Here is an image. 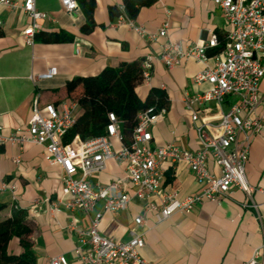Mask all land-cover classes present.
<instances>
[{
	"label": "crops",
	"instance_id": "crops-1",
	"mask_svg": "<svg viewBox=\"0 0 264 264\" xmlns=\"http://www.w3.org/2000/svg\"><path fill=\"white\" fill-rule=\"evenodd\" d=\"M11 1L21 5L24 0ZM120 7L121 0H96L95 26L89 34H82L80 28L85 18L80 9L69 14L59 0H36V9L47 16L39 21L38 33H63L72 40L58 43L39 40L27 46L23 31L30 24L29 17L20 9L0 6V125L5 136L28 126L36 100L41 107L69 101L65 99V85L75 77L95 76L104 68H117L149 54L157 55L167 40L187 49L198 42L209 43L217 34L227 32L222 13L211 0H156L151 6L141 8L133 20L135 26L147 33H156L169 13L168 37L150 44L127 26L117 27V18L110 20L109 9ZM49 68L57 71L53 79L31 80ZM203 68L194 60L170 70L156 62L150 85L135 89L142 102L150 88L163 90L168 100L167 110L150 130L151 146L162 147L173 142L184 150L197 149L194 125L182 99L209 89L206 83L199 86L193 83V77ZM259 92L261 101L255 116L264 120V78ZM207 108L208 113L200 114L214 119L221 110H227L228 103L221 108L209 104ZM112 144L114 151L122 145L117 139H113ZM44 154L43 147L31 143L0 145V203L5 205L0 220L8 217L13 209L27 212L35 224L31 236L35 264H47L50 258L59 255L65 256L70 264H78L72 255L78 239L68 233L66 227L74 222L79 229H87L89 217L79 210L51 207L50 203L59 200L66 203L69 198L62 195L61 169L49 165ZM164 168L170 169L168 164ZM208 170L213 174L219 172L211 159ZM172 171L174 183L164 185L162 192L175 190L176 198L182 200L202 190L203 184L194 179L185 163L174 165ZM124 174L125 165L110 160L105 170L91 181L106 185L123 178ZM245 174L254 189L251 198L231 187L218 203L204 202L190 213L177 212L160 223L156 222L155 214L145 208L147 203L157 204L162 192L147 203L132 199L125 211L117 213L105 211L103 203L99 202L90 216L100 213V234L122 242L130 239L134 218L142 217L147 232L140 254L151 263L247 264L254 250L261 249L260 261L264 264V130L252 140ZM2 185H6L5 190H1ZM127 191L132 192L129 187ZM35 202H38L36 208ZM10 251L20 252L15 240L11 242Z\"/></svg>",
	"mask_w": 264,
	"mask_h": 264
},
{
	"label": "built area",
	"instance_id": "built-area-1",
	"mask_svg": "<svg viewBox=\"0 0 264 264\" xmlns=\"http://www.w3.org/2000/svg\"><path fill=\"white\" fill-rule=\"evenodd\" d=\"M59 1L69 14L79 9L76 0ZM211 1L221 11L227 28L221 52L207 55L208 49L216 47V37L209 43L198 42L187 49L178 42L167 40L159 54H149L141 62V85H150L156 62L167 70L189 60L204 66L193 77V83L196 86L206 83L209 89L192 96L185 95L182 99L196 132V150L181 149L173 142L162 147L151 146L150 130L164 114V110L156 111L153 107L138 113L131 144L121 145L118 151H114L112 140L121 142V123L113 113L107 116L108 124L103 135L85 141L75 136L69 144H63L64 136L76 124L78 104L70 100L43 107L36 100L28 126L16 129L7 136L0 125V145L31 143L41 146L45 151V161L61 169L62 195L69 201L59 200L50 203L51 207L54 210L60 207L69 211L79 210L88 215L87 229H79L74 222L66 227V231L78 239V245L72 251L76 263L155 264L144 260L140 254L147 232L142 217L134 218V227L129 230L130 239L122 242L102 236L99 231L102 215H90L99 202L103 203L105 211L117 213L125 211L132 199L147 203L151 198L159 197L168 170L164 168L166 164L172 170L174 165L185 163L203 188L182 200L176 198L175 190L162 192L157 204L147 203L145 210L155 214L157 223L177 212L190 213L204 202L218 203L231 187L251 198L254 189L247 181L245 164L252 140L264 130V120L255 116L261 101L259 84L264 78V0ZM0 6L9 10L20 9L29 17L30 24L23 31V39L25 45L32 46L40 29L39 21L47 19L36 9V0H24L21 5L11 0H0ZM119 10L123 12L121 7ZM124 25L151 44L158 38L168 37L169 13L156 33H147L121 13L116 26ZM56 74L55 68H49L35 78L31 77V80H51ZM226 102L228 108L221 110L218 118H206L207 115L200 114L210 111L207 108L209 104L221 108ZM210 159L218 174L208 170ZM110 160L125 165L124 177L106 185L92 183L91 179L99 176ZM15 162L18 163V160ZM127 187L132 190L131 193H128ZM5 189L6 185H2L1 190ZM37 206L38 202H35L34 208ZM252 207L256 208L255 205ZM260 250H254L247 264H262ZM47 264L70 262L59 255L50 258Z\"/></svg>",
	"mask_w": 264,
	"mask_h": 264
},
{
	"label": "trees",
	"instance_id": "trees-1",
	"mask_svg": "<svg viewBox=\"0 0 264 264\" xmlns=\"http://www.w3.org/2000/svg\"><path fill=\"white\" fill-rule=\"evenodd\" d=\"M156 0H121L119 8L109 9V18L113 20L124 14L134 20L143 7L154 4ZM84 15L85 22L80 28L82 34H89L95 26L94 10L96 0H76ZM217 45L207 50L208 56L218 54L223 49L226 34H217ZM58 43L71 41L72 37L63 33H38L34 41ZM123 63L117 68H104L95 76L75 77L65 85V99L76 102V124L63 138V144H69L75 136L89 140L104 134L108 124L107 116L113 113L121 123V143L129 146L132 133L137 124L138 113L153 107L156 111L167 110V97L163 90L150 88L146 99L139 100L135 89L142 84L141 62ZM58 104V102L54 103ZM175 176L171 169L165 172L164 185H172ZM5 205L0 203V212ZM35 224L23 209H13L8 217L0 220V264H35L31 236ZM16 241L19 253H12L10 245Z\"/></svg>",
	"mask_w": 264,
	"mask_h": 264
}]
</instances>
